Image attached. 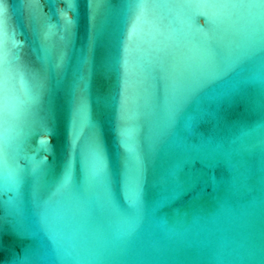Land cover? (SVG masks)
Instances as JSON below:
<instances>
[{"label":"water","instance_id":"water-1","mask_svg":"<svg viewBox=\"0 0 264 264\" xmlns=\"http://www.w3.org/2000/svg\"><path fill=\"white\" fill-rule=\"evenodd\" d=\"M148 2L137 21L139 0H96L92 48L88 0H76L67 12L75 22L67 43L49 38L65 54L64 66L53 67L30 110L11 116L17 129L8 167L19 170L18 185L6 182L0 161V264L264 261V0H228L236 6L225 10L228 23L219 33L206 0ZM58 10L65 0H0V39L23 62L41 66L37 50ZM150 29L174 53L146 66L139 48L147 49ZM208 48L216 55L204 62L203 76L173 85L175 57L183 53L185 65L198 67ZM126 68L143 112L144 180L132 217L114 212L137 191L136 170L116 132ZM14 84L23 88L19 79ZM192 92L196 98L186 101ZM80 95L103 127L104 167L118 174V189L85 155L94 131L73 120ZM65 175L68 187L58 190ZM189 185L186 194H171Z\"/></svg>","mask_w":264,"mask_h":264},{"label":"snow or ice","instance_id":"snow-or-ice-1","mask_svg":"<svg viewBox=\"0 0 264 264\" xmlns=\"http://www.w3.org/2000/svg\"><path fill=\"white\" fill-rule=\"evenodd\" d=\"M96 0H88V24H89V46L94 48L96 44L95 28V7ZM148 0H139V3L134 7L138 9L136 20L141 21L144 19L146 10L150 7ZM205 7L212 10V23L214 25V32L219 33L225 28L228 23V16L226 14L227 9L235 7L228 0H206ZM129 7H133L130 5ZM77 8L76 0H65V10H58L57 14L52 17L46 24V31L43 34V42L40 48L37 50L38 58L41 61V66H31L29 63L23 62L20 56L12 52L7 48L4 40L0 39V129H2L3 142H0V161L4 162L6 170V182L8 183H20V176L18 169H9L8 158L11 152L13 143L15 142V133L17 125L11 118L12 113L18 111L21 107L25 111L31 109V106L39 101L40 96L43 94L47 81L51 76L53 67L56 70L62 69L65 63V54L57 53V40L53 39L49 43L50 37H57L59 42L67 43L70 35L72 34V27L74 21L70 20L67 16V12L74 11ZM3 21L0 20V24ZM155 27V26H153ZM135 28V25H133ZM152 29L149 30L148 36L145 38L143 44L147 45V49L139 48L141 53L142 62L146 66H151L155 59L160 56H167L174 52L168 51L167 45H163L161 42L155 41V38L151 35ZM14 39V36L12 37ZM215 52L208 48L204 52L203 62L198 67L192 65H185L184 56L181 54L176 56L174 61L169 65V78L173 85L181 83L185 79L189 78H201L203 76V68L206 60L215 59ZM50 58H54L50 61ZM127 65V61H126ZM19 79L23 88L18 90L15 87L14 81ZM212 81H209L211 84ZM137 85L139 81L137 80ZM196 98V93L192 92L185 96V100L190 102ZM103 98H101V103ZM121 116L120 125L116 129L118 144L122 140L128 150L127 159L131 162L137 173V191L135 198L130 201L127 206H119L114 209L116 215L121 217H132L138 215L140 209V186L144 180V158L141 155L138 144V136L141 126V117L143 115L142 106L139 103L138 95L135 90L130 87V79L125 71V77L123 81V90L121 92ZM175 118V111H173L169 119ZM73 120H79L82 126L90 127L94 131V135L85 142V155L88 159L94 160L98 163L96 172L105 181H111L115 183L117 189L119 187L118 174L113 175L109 168L104 167V141H103V127L92 120L89 114L88 101L80 95L74 100V113ZM55 176L53 180L55 181ZM193 183L198 182V178L192 177ZM69 175H65L60 183L58 190H62L68 187ZM191 190V185L185 189H172L171 194L177 195L180 191L185 194ZM170 190L165 187L160 195L163 198H167ZM264 264V261H261Z\"/></svg>","mask_w":264,"mask_h":264}]
</instances>
